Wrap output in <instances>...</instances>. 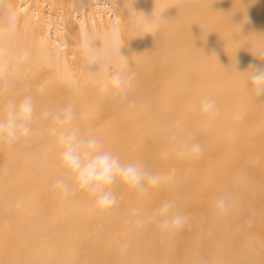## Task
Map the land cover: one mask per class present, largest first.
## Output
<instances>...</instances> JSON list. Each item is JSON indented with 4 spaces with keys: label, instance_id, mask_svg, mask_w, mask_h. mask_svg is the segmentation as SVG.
Masks as SVG:
<instances>
[{
    "label": "bare ground",
    "instance_id": "obj_1",
    "mask_svg": "<svg viewBox=\"0 0 264 264\" xmlns=\"http://www.w3.org/2000/svg\"><path fill=\"white\" fill-rule=\"evenodd\" d=\"M82 26L97 47L118 30L132 76L125 97L100 91L115 64L89 65ZM0 28V105L26 94L38 113L70 105L74 125L161 177L145 194L117 180L107 210H93L70 177L62 198L51 187L64 175L58 148L39 121L0 144V264H264V95L246 81L264 67L254 54L264 49V0H0ZM205 96L217 102L214 120L199 111ZM194 141L198 158L177 155ZM222 193L233 205L223 216ZM166 200L187 218L182 229L125 223L133 208L147 218Z\"/></svg>",
    "mask_w": 264,
    "mask_h": 264
},
{
    "label": "clouds",
    "instance_id": "obj_2",
    "mask_svg": "<svg viewBox=\"0 0 264 264\" xmlns=\"http://www.w3.org/2000/svg\"><path fill=\"white\" fill-rule=\"evenodd\" d=\"M15 17L9 16V28L14 23ZM159 27L166 22L162 15L157 20L151 21ZM8 29L0 28V35ZM80 47L89 65H98L107 69L108 65L115 64L116 70L111 72L109 78L100 83V91L113 97H125L132 85L131 69L128 68L127 58L121 49L126 47L117 29L113 28L107 34L103 44L98 47L97 41L85 27L80 29ZM254 54L264 59V49ZM28 53L24 52L21 59H27ZM248 91L253 96L264 95V67L251 66L248 71ZM199 111L210 120L219 114V108L214 98L202 97ZM245 113L237 111L233 120L239 122L244 119ZM76 119L73 108L68 105L55 110L45 109L37 112L34 99L30 94L20 98H10L0 105V144L8 147L14 146L18 141L32 135L34 125L43 120L47 122V132L54 137L58 148L59 164L64 170V175L57 177L51 187L58 191L62 198L67 197L72 191L66 177H70L75 185V190L88 193L94 198L93 210H107L117 204V195L112 190L113 185L119 180L129 190L145 194L150 186L161 182V177L154 174L141 163H123L118 155L105 146L103 140L91 131L83 132L74 125ZM173 127H176L174 125ZM175 138V133H173ZM199 142H184L177 148V155L194 160L202 153ZM232 201L228 193L218 195L214 201V208L220 215H227L232 210ZM155 221L164 233H172L182 229L187 218L176 210L174 200H166L153 210L150 217L140 215L138 208L131 210V216L125 222L143 227L145 223ZM128 242L121 245V250H126Z\"/></svg>",
    "mask_w": 264,
    "mask_h": 264
}]
</instances>
